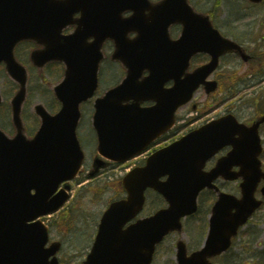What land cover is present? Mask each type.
<instances>
[{
	"label": "water",
	"instance_id": "1",
	"mask_svg": "<svg viewBox=\"0 0 264 264\" xmlns=\"http://www.w3.org/2000/svg\"><path fill=\"white\" fill-rule=\"evenodd\" d=\"M251 1L259 3L262 0ZM68 3L72 6L70 13L79 11L74 7L79 5L77 2ZM99 5V12L103 13H112L114 6L117 13L132 10L134 13L127 22L144 19L149 24L147 29H135L139 36L125 41L129 45L140 43L145 31L150 34L158 31L157 25L150 27L166 16V31L175 22L195 23V26H189V23L185 25L184 37L202 33L199 27L205 31L206 44L196 42L198 45L193 54L204 51L212 56L209 64L191 76L194 80L177 81L173 88L165 90L160 113L156 111L157 106L155 110L140 109L143 117L152 115L153 120H147L141 128H135L130 122L134 105H123L122 92L134 75L136 65L139 63L142 70H151L153 58L150 54L142 57L132 54L129 61L119 56L123 45L118 41L114 58L124 62L129 74L119 87L96 101L94 116L98 151L110 160L122 161L143 150L154 136L147 135L150 131L154 130L158 135L170 129L174 124L175 111L190 100L200 83L206 86L208 92L215 91L217 82H206L205 79L216 69L221 55L234 52L245 61L251 58L239 44L224 38L213 27L208 16L195 12L188 0H162L158 3L150 0H100ZM104 16L95 19V22ZM78 33L79 30L74 36ZM16 35V42L25 38L24 31L16 32ZM90 36L96 37L92 46H97V50L78 49L92 55L94 65L84 80L67 88L65 79L55 89L57 98L63 103L61 111L52 116L42 105H38L36 112L42 126L33 139H28L21 118L26 93L24 80L14 102L17 135L10 138L0 129V264H57L56 259L49 261V258L56 254L60 245L54 243L46 249V227L38 222H28L57 209L66 201L68 194L65 191L54 198L51 196L61 182L75 178L84 162V153L76 133L81 118L80 104L88 100L97 87L99 63L103 58L102 43L106 38L93 32L87 33L86 39ZM38 40L46 44L47 49L51 46L47 40ZM12 49L13 46L4 51L9 71L12 64L16 65L11 58ZM41 53H35V56ZM152 54L157 58V51H152ZM151 78H154L153 73L143 84ZM154 98L158 99L157 96ZM262 123L264 116L251 126L238 122L233 115L225 116L157 151L148 159L145 167L127 174L123 185L128 196L113 202L105 212L85 264H150L156 245L169 232L182 230L181 219L197 210L200 192L211 188L218 191V200L212 210L210 233L204 248L187 257L185 244L180 241L177 254L179 264H210L207 259L229 248L238 227L245 224L262 204L255 198L257 187L264 180L260 160L263 148L259 135ZM228 145L232 146V150L219 159L214 169L204 172L206 161ZM106 165L99 159L95 160L94 171L90 175H95ZM234 166L240 167L239 171H232ZM220 176L229 181L243 180L240 184L241 198L220 192L213 184ZM163 177H167L166 180H161ZM65 188L70 189V186L66 184ZM147 188L160 192L169 207L123 230V226L142 210ZM33 189L36 190L35 195L32 194ZM262 192L264 194V189Z\"/></svg>",
	"mask_w": 264,
	"mask_h": 264
},
{
	"label": "rangeland",
	"instance_id": "2",
	"mask_svg": "<svg viewBox=\"0 0 264 264\" xmlns=\"http://www.w3.org/2000/svg\"><path fill=\"white\" fill-rule=\"evenodd\" d=\"M190 1L199 11H213L212 17H215L214 21L221 32L244 43L248 51L257 56L258 59L257 62L247 64L234 56H227L221 62V71L229 70V76L223 78L221 89L210 96L206 95L203 89H200L193 99L197 109L195 111L192 110L191 104H189L178 111L179 122L177 126L180 128L176 129L177 136L183 135L206 120L228 112L234 113L240 121L246 122L253 119L264 108V77L258 75L264 70V61H261L264 58V45L261 44L264 42L261 39L264 36V3L261 7H250L245 3V0ZM236 12H238L237 17L239 18H235V15H233ZM254 12L259 13V16L248 15ZM244 13L248 16H245ZM254 40L261 45L255 43ZM111 72L115 80L120 79L121 74L117 69ZM108 85L109 77H102L101 86L105 88ZM37 97L39 98L37 99ZM37 97L34 99L35 102L45 101L41 96ZM90 111L91 108L89 106L84 107L83 112L86 115H83L84 118H82L79 130V138L82 147L86 151L84 173L72 182L73 198L59 212L52 214L45 220L51 226V240H57L62 243V249L58 254L60 264H82L94 239L103 211L113 199L125 195L121 187L122 177L129 170V167L137 164L143 158L141 156L121 165L110 166L102 170L98 176L90 179L87 176V172L92 168V156L96 147V137L91 128L92 114ZM261 136L264 145V127L261 129ZM262 160L264 163V155ZM224 187L228 192L239 195L236 183H228ZM209 198L211 196L206 194L204 199L205 206H202L198 215L192 217L193 221L190 220L188 222L189 226H194V221L197 222L198 219L200 221L205 219L206 204ZM153 201L154 197L150 196L148 205L143 213L144 215L151 212L149 209ZM61 215L64 218H60ZM59 221H61L60 225L57 224ZM63 222H71L73 227L70 225V229H68L67 225H63L65 224ZM189 226L184 223L185 239L190 246H194V243L198 240V229L201 226H204L205 229L206 225L204 223L197 224L196 227L198 229ZM250 228H254L259 234L258 239L252 245L251 252L249 247H245V241L239 239L235 243L232 252L222 259L223 262L227 264L258 263L256 254L264 245V207L253 217L246 230ZM175 238V235L169 236L160 247L156 264H175L172 258L174 252L171 248ZM235 253H243V255L239 259Z\"/></svg>",
	"mask_w": 264,
	"mask_h": 264
},
{
	"label": "flooded vegetation",
	"instance_id": "3",
	"mask_svg": "<svg viewBox=\"0 0 264 264\" xmlns=\"http://www.w3.org/2000/svg\"><path fill=\"white\" fill-rule=\"evenodd\" d=\"M53 1H57V0H27V3H29L28 7L30 8L31 12H33V14H36L38 12L39 14H42L48 8L46 3L53 2ZM83 1L87 3V6H84L87 11L84 13L78 12L77 14L73 16L74 19L80 20L79 24L78 25L72 24L71 26H68V25L64 26L62 23V28H60L59 25H55L54 33H56L57 36H68L69 34L74 32L78 26H80V28L83 31H88L89 26H92V23H90V21L87 22L86 18L95 17V13H91V9H94V3L96 2V0H83ZM261 5L262 4L254 5V6H261ZM11 7H13L14 9V16L16 17V0H0V49L4 46V41H5L4 29H3L5 12L6 10L11 9ZM18 9L20 8L18 7ZM128 15H130V13L124 14V16H128ZM249 15L253 17H258L259 13L254 12ZM183 26H184L183 23H175L171 25L169 29V33H170V37L172 40H178L181 38V35L183 32ZM129 36L132 38L135 35L129 34ZM263 39H264V36H263ZM93 41H94V37H90L88 39V43H91ZM61 42L63 43L62 49L65 51L63 54L64 60L63 61H57V60L48 61L42 69H40V67H38L35 64L33 54L37 50L43 49L44 45L38 43L35 40L26 39V40H22L18 42V44L15 45L14 47V56L16 60L22 66H24L28 72L27 100L23 108V114L25 113L24 111L27 109L25 113V117H24L26 127H27V132H30L32 129H34L35 127L34 125L36 124L38 125V128L40 126V121L38 120L37 116H34V112H33L34 105H35V100H34L35 97L41 96L43 100H46V98L48 99L51 98L48 109L51 111H54V110L57 111L59 110L58 108L60 106V103L54 97V94L52 92V84L56 82H60L66 77V75L68 76L69 74L75 75L76 73L77 74L82 73L83 76L85 77V72H88L91 69V66H92L91 58L85 61L83 58H81V56L78 53L75 52V50H77L78 48H74L72 51H69V43L67 41L64 42L63 40ZM242 44L246 46L244 43ZM53 48L55 49V45L53 46ZM115 48H116L115 41L113 39L108 38L104 41L103 51L105 53V58L100 66L99 79L102 76H105V77L108 76L109 81L114 82V83L111 85V87L105 88L104 90L100 89V91H98L99 95L103 94L107 89L118 85L126 76V71L121 65V63L114 61L112 59V55L115 51ZM227 56L222 57L221 62ZM253 57L254 59H256L255 56ZM210 59H211L210 55L206 53L195 54L190 59L188 68L184 71V76L188 73L193 72L198 66L206 64L207 62L210 61ZM221 68H222V65L220 63V66L218 67V69L214 71L213 74L210 76L211 79L217 80L220 86L222 84L221 82L223 78H226V76H229V70L222 72L223 70L221 71ZM114 69L119 70V73L121 74L120 75L121 79L118 81L115 80L114 76L112 75L111 71ZM45 84L49 86V89L44 88ZM19 88H20L19 84L16 83V81H14L13 79H11L10 76L8 75L7 64L4 61H0V97H1L0 127L4 131H6L9 135H12V136L16 134V123L14 121L12 103H13V100L16 98V94ZM48 90H51V92H48ZM38 98L39 97H37V99ZM153 104H154L153 102L145 100L140 104V106L149 107V106H152ZM29 108H31V110H29ZM211 119H214V118H211ZM163 140L164 139L160 138L156 142H154L149 147V151L146 153L143 159H145L150 153L154 152L157 148H159V145H163L162 144ZM224 152L226 153L227 150ZM215 163H216V159H212L209 162L208 167L213 166ZM208 214H209V211L206 214V220H207ZM203 241L204 240H202V238L199 237L197 242L194 243V246H190L188 243L187 244L188 255L191 254L193 251L199 249L202 246ZM175 246H176V242L174 243L173 247L175 248ZM227 254L228 253L216 255L211 259V261L213 263L222 264L223 263L222 259H224L225 256H227ZM154 264H156V259L154 260Z\"/></svg>",
	"mask_w": 264,
	"mask_h": 264
}]
</instances>
